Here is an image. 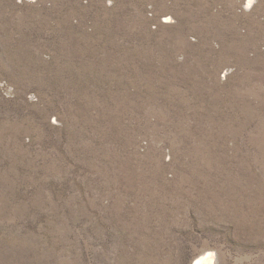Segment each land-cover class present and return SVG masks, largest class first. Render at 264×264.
Segmentation results:
<instances>
[{
    "label": "rangeland",
    "instance_id": "obj_1",
    "mask_svg": "<svg viewBox=\"0 0 264 264\" xmlns=\"http://www.w3.org/2000/svg\"><path fill=\"white\" fill-rule=\"evenodd\" d=\"M32 1L0 0V264H264V0Z\"/></svg>",
    "mask_w": 264,
    "mask_h": 264
},
{
    "label": "bare ground",
    "instance_id": "obj_2",
    "mask_svg": "<svg viewBox=\"0 0 264 264\" xmlns=\"http://www.w3.org/2000/svg\"><path fill=\"white\" fill-rule=\"evenodd\" d=\"M252 0H249L251 2ZM252 3V2H251ZM169 19H172L169 17ZM193 264H219L217 261V254L215 251L208 250L197 255L193 261Z\"/></svg>",
    "mask_w": 264,
    "mask_h": 264
},
{
    "label": "built area",
    "instance_id": "obj_3",
    "mask_svg": "<svg viewBox=\"0 0 264 264\" xmlns=\"http://www.w3.org/2000/svg\"><path fill=\"white\" fill-rule=\"evenodd\" d=\"M19 1H21V2H22V0H19ZM28 1L34 2V1H32V0H28Z\"/></svg>",
    "mask_w": 264,
    "mask_h": 264
}]
</instances>
